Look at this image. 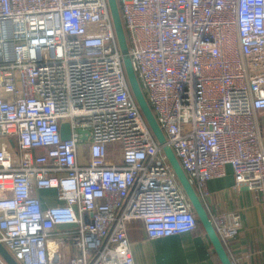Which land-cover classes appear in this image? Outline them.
Masks as SVG:
<instances>
[{
	"label": "built area",
	"instance_id": "built-area-1",
	"mask_svg": "<svg viewBox=\"0 0 264 264\" xmlns=\"http://www.w3.org/2000/svg\"><path fill=\"white\" fill-rule=\"evenodd\" d=\"M119 3L139 82L203 204L227 166L264 194V0ZM207 211L227 247L239 215ZM137 221L150 240L199 227L131 93L108 1L0 0V244L19 264H135Z\"/></svg>",
	"mask_w": 264,
	"mask_h": 264
},
{
	"label": "crops",
	"instance_id": "crops-1",
	"mask_svg": "<svg viewBox=\"0 0 264 264\" xmlns=\"http://www.w3.org/2000/svg\"><path fill=\"white\" fill-rule=\"evenodd\" d=\"M208 183L205 207L213 214L239 215L238 235L226 247L233 264H264V194L236 186L233 170ZM45 206L57 203L52 191L40 192ZM135 264H221L205 231L150 240L140 221L129 226Z\"/></svg>",
	"mask_w": 264,
	"mask_h": 264
},
{
	"label": "water",
	"instance_id": "water-1",
	"mask_svg": "<svg viewBox=\"0 0 264 264\" xmlns=\"http://www.w3.org/2000/svg\"><path fill=\"white\" fill-rule=\"evenodd\" d=\"M112 17L114 31L118 41L120 53L122 55L123 66L125 74L129 83L131 93L137 102V105L149 127L157 143L162 146L163 153L166 159L174 171L178 183L186 194L194 213L198 219L200 226L205 231L216 255L218 256L221 264H233L226 247L223 245L216 230L210 220L208 211L198 196L194 186L191 184L185 170L183 169L180 160L176 156L174 150L167 144V138L163 130L161 129L156 115L150 106L146 95L139 82L138 76L135 72L132 57L130 54V47L128 43L127 33L124 26L121 8L119 0H107ZM83 134V132H82ZM85 134V133H84ZM61 138L62 140H68L70 138V126L67 123L61 126ZM87 138H85L86 140ZM0 256L7 262V264H19L0 244Z\"/></svg>",
	"mask_w": 264,
	"mask_h": 264
},
{
	"label": "rangeland",
	"instance_id": "rangeland-1",
	"mask_svg": "<svg viewBox=\"0 0 264 264\" xmlns=\"http://www.w3.org/2000/svg\"><path fill=\"white\" fill-rule=\"evenodd\" d=\"M15 140V139H14ZM85 155H87V151H86V149H85Z\"/></svg>",
	"mask_w": 264,
	"mask_h": 264
},
{
	"label": "trees",
	"instance_id": "trees-1",
	"mask_svg": "<svg viewBox=\"0 0 264 264\" xmlns=\"http://www.w3.org/2000/svg\"><path fill=\"white\" fill-rule=\"evenodd\" d=\"M200 225V224H199Z\"/></svg>",
	"mask_w": 264,
	"mask_h": 264
}]
</instances>
